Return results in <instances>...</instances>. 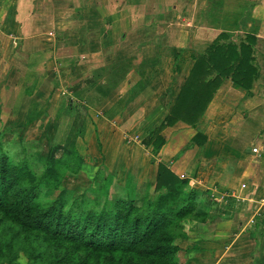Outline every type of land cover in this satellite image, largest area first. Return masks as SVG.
<instances>
[{
    "label": "crops",
    "instance_id": "obj_1",
    "mask_svg": "<svg viewBox=\"0 0 264 264\" xmlns=\"http://www.w3.org/2000/svg\"><path fill=\"white\" fill-rule=\"evenodd\" d=\"M245 5L242 19L264 21V0H0V102L7 94L14 101L1 110L0 133L32 129L36 144L49 145L45 160L53 146L75 149L74 175L96 177V194L106 198L111 191L134 199L146 181L153 189L163 163L215 207L206 224L190 222L176 241L180 249L188 242V264H264V250L252 255L264 245V225L244 234L264 215L263 81L248 92L225 80L195 126L165 127L156 154L144 145L194 58ZM261 53L258 43L257 65ZM250 179L261 180L251 192L242 184ZM220 203L224 211L232 206L237 228L231 215L220 217ZM201 244L213 247L207 256Z\"/></svg>",
    "mask_w": 264,
    "mask_h": 264
},
{
    "label": "trees",
    "instance_id": "obj_2",
    "mask_svg": "<svg viewBox=\"0 0 264 264\" xmlns=\"http://www.w3.org/2000/svg\"><path fill=\"white\" fill-rule=\"evenodd\" d=\"M243 9L249 6L234 7L237 26L221 27L194 58L169 115L144 141L154 154L165 145L161 130L177 123L195 126L225 80L248 92L259 80L264 82V41L258 42L255 36V22L248 27L242 19ZM258 43L262 45L260 65L255 60ZM71 154L78 161L72 158L73 168ZM80 167L75 149L53 146L43 173L34 176L26 160L14 161L0 151V264H17L20 254L29 264H178L181 249L176 241L185 238L187 224L205 217L195 201L198 192L191 188L186 192L187 179L159 163L153 188L156 197L146 204L138 205L128 195L109 208L95 210L84 201L78 203V198L68 205L64 190L54 199L40 200L43 188L56 191L63 173L77 174ZM263 216L255 217L262 226Z\"/></svg>",
    "mask_w": 264,
    "mask_h": 264
},
{
    "label": "rangeland",
    "instance_id": "obj_3",
    "mask_svg": "<svg viewBox=\"0 0 264 264\" xmlns=\"http://www.w3.org/2000/svg\"><path fill=\"white\" fill-rule=\"evenodd\" d=\"M221 9H223V8H221ZM231 16H232V20L231 19L229 20L230 26L235 27V26H237L238 20H237L236 16H234V14H232ZM263 16H264V13L262 14V20H263ZM262 22H264V21H262ZM250 23L248 22L247 25H250ZM258 23H254V26H256L258 24V27H259L261 24L259 20H258ZM251 26H252V23H251ZM217 28H219V27H217ZM53 35H54L53 38H55L54 32H53ZM235 39L237 40V38H235ZM258 63H260L259 60H258ZM16 93H19V91L16 90ZM9 96L10 95L7 94V97H9ZM7 97L1 98L0 114H1V110L6 109L7 107L10 106L11 103L14 102L13 99L11 101H9L10 98L7 99ZM263 123H264V121H263ZM36 139H37V136H36ZM36 139L33 136L32 129H30L29 132L25 131V133L21 132L20 134H16V132H13L12 134L11 133L10 134L0 133V151L2 150L4 152H6L9 155V157L11 159H13L14 161L26 160L28 170L34 176H40L43 173L44 162H45V158L42 155H44V153L47 150L49 145L45 144L44 141H41V144H39V139H38V143L36 144V142H37ZM152 154H153V151H152ZM72 158L75 161L77 160V158L74 154L69 155V163L72 165V168H73L74 167L73 162L71 163ZM161 164H163V163H161ZM231 168H233V166H231ZM263 177H264V174H263ZM61 179H62V184L59 185V187L56 191L52 192L51 190H47V189L43 188L41 195H40V200L42 202H46L47 200L54 199L58 195L59 191L64 190L65 191V200H66L68 205L73 200L78 198V201H77L78 203H81L82 201H84L85 206L91 207L95 210H99L103 206H105L106 208H109L110 204H112L116 200L124 197V196H121L117 193L113 194L111 191L109 192L108 198L103 197V195L102 196L97 195L96 192H98L100 190V187H98L99 183H98L96 177H91V176L89 177L88 174L84 175V177H81V176H78V175L75 176L72 173L66 172L65 174L63 173ZM261 180H262V176H261ZM261 180L259 182H257V181L252 182L251 179L248 181L243 180L242 184L245 186L246 191L250 190V192H251V191H254L256 189V187L258 186V183L260 184ZM146 182H148V181H146ZM146 182H144L143 185L140 187L139 195L134 197V200L136 201V203L138 205L146 204L149 201H153L156 197V194L153 192V189H151V188L145 189V187H147L145 184ZM253 183H255V185ZM256 183H257V185H256ZM133 184L134 183H132V185ZM128 186H131V184ZM245 188H243V189L245 190ZM189 189H190V187L188 186L186 192H188ZM262 194H263V191H262ZM256 199H259V198L256 197ZM195 201L198 205V209H200L205 214V217L203 218L202 221L194 222V224H197V225L198 224H206L209 221V218H210L209 216H211L215 207H213L214 205L211 204L210 201H207L205 197L201 196V192L197 193ZM258 207H260L259 204L257 205V208ZM224 208H226V207L222 203L218 204V211H219L220 217L226 218L227 216L231 215L230 218H233V217L235 218L234 220H232L233 223H231V225L234 224L233 229L237 228V224L239 223V220H237L236 216L234 215V209H232V206H231L229 211H224ZM230 210H233V212L230 213ZM242 215L244 218L246 213L242 212ZM228 219H229V217H227L226 220H228ZM257 224H258L257 220L254 219L253 223L251 224L252 227H250L248 229H244V234L247 233L250 236H253V232L255 230L253 228ZM186 239H188V238H186ZM184 243H186V245H182V249L178 253V258H179V262L181 264H188L189 263V255H191V254L188 253L189 255L186 256L185 249L186 248L189 249L190 246L189 245L187 246L188 242L185 241ZM196 246L198 247V244ZM200 248H202L203 256H207L211 252L213 247L210 245L201 244ZM263 250H264V245L259 244L258 246H255V249H254V252L252 253V255H254V254L257 255L258 252H261ZM252 255H250L251 257H249L247 259L248 262H251V260H253ZM17 264H29V263H27L25 260V257L22 254H20V258L18 259Z\"/></svg>",
    "mask_w": 264,
    "mask_h": 264
},
{
    "label": "built area",
    "instance_id": "obj_4",
    "mask_svg": "<svg viewBox=\"0 0 264 264\" xmlns=\"http://www.w3.org/2000/svg\"><path fill=\"white\" fill-rule=\"evenodd\" d=\"M252 152L254 154H256L257 156H259V154H260V150L258 148H256V147L252 149Z\"/></svg>",
    "mask_w": 264,
    "mask_h": 264
}]
</instances>
